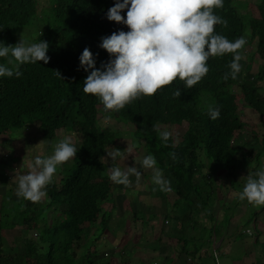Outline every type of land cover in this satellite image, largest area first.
<instances>
[{
	"label": "trees",
	"instance_id": "1",
	"mask_svg": "<svg viewBox=\"0 0 264 264\" xmlns=\"http://www.w3.org/2000/svg\"><path fill=\"white\" fill-rule=\"evenodd\" d=\"M45 1L39 9L38 0H0V41L14 44L21 35L29 41L45 39L49 42L50 56L47 63L22 64L20 77H0V135L8 133L16 138L24 129L36 124L48 141L55 143L72 132L80 143L77 156L58 168L47 186V195L38 202L21 196L13 198L12 189L7 188L9 176L0 167V264H112L115 254L120 258L118 264H128L122 257L131 249H126L124 244L117 247L108 244L101 248L115 212L101 206L107 201L113 202V184L107 171L110 165L102 160L107 143L103 141L104 129L99 125L97 111L103 103L95 95L83 91L88 71L80 66L79 59L83 49L89 47L99 67L109 58L107 51L100 47L101 38L121 28L128 30V26L107 18L106 13L116 0ZM216 11L228 23L217 24L215 30L230 39L246 36L242 51L254 43L250 58L255 52L264 60V0H224L223 8ZM122 14L126 16V10ZM231 59V54L211 57L209 72L194 86L188 88L177 78L154 95L134 99L112 114L116 119L125 117L135 134L146 142L144 155L154 154L164 175L172 180L176 197L162 205L164 212L160 217L155 213L154 217L160 218V222L153 217L145 223L152 226L158 222L161 234L158 239L142 237L146 245L150 240H170V255L165 264H177L181 255L188 260L182 264L205 263L206 251L215 239L223 236L234 210L239 208L237 196L224 201L226 192H236L237 186L218 183L213 173L225 170L229 181L230 178L235 181L233 172L238 168L244 172L246 168L254 170L261 164L264 134L253 133L252 141L242 137L244 142L240 147L232 144L236 132L242 131L244 124L229 97L233 92L229 86L235 85L245 107L258 114L264 126L261 80L250 71L240 79L231 76L224 79ZM0 62L7 64L8 58H0ZM55 70H59L62 77ZM176 88L182 89L180 97L173 95ZM210 104L221 109V115L215 120L208 113ZM162 116L167 117L168 123L171 120L179 125L186 123L185 130L177 134L178 141L172 135L168 144L162 142L156 126ZM257 143L260 149L253 148ZM173 151L176 158L170 155ZM3 163L0 159V166ZM246 172L240 182H246ZM168 193L162 190L157 198L167 199ZM219 200L224 204L217 221L215 205ZM129 205L133 214L134 207ZM120 208L126 212L124 205ZM262 208L264 204H260ZM98 215L99 221L93 231L96 235L90 238L85 230ZM257 215L258 211L252 212L242 222L243 229L254 223ZM202 216L208 218L210 225L200 221ZM134 218L135 214L130 219L125 217L122 233L140 242L139 232L142 235L145 229H133ZM172 222L178 223L176 229L171 227ZM259 232L260 229L254 231V236ZM240 237L247 236L235 235V239ZM136 245L142 246L135 243L132 247L135 249ZM146 256V262L138 264H153L155 256L149 257L150 260ZM227 257L233 261L240 255ZM211 258L216 264L218 259L213 253ZM250 264H264V256Z\"/></svg>",
	"mask_w": 264,
	"mask_h": 264
},
{
	"label": "clouds",
	"instance_id": "2",
	"mask_svg": "<svg viewBox=\"0 0 264 264\" xmlns=\"http://www.w3.org/2000/svg\"><path fill=\"white\" fill-rule=\"evenodd\" d=\"M223 6L224 0H116L107 11V18L128 26V30L121 28L101 38L100 47L107 51L109 58L99 67L90 48L83 49L80 66L88 71L83 91L99 98L107 113L105 119L111 120L113 112L123 109L134 99L154 95L177 78L188 88L194 86L209 72L211 57L231 54L224 79L236 78L242 69L240 61L244 58L242 49L247 38L241 35L230 39L215 30L217 24L228 23L216 11ZM125 10L126 16L122 14ZM48 50L49 42L45 39L29 41L21 35L14 44L0 41V58H8L7 64L0 62V77L22 76L21 65L26 62L47 63L50 60ZM55 71L62 77L59 70ZM181 94V88L173 92L177 97ZM236 111L239 115L237 106ZM208 113L215 120L221 115V109L210 104ZM157 132L163 143L170 142V130L157 128ZM107 154L116 161L124 156V151L113 147ZM170 155L176 158L174 151ZM75 156L77 147L71 135L56 141L51 154L34 157L29 171H16L14 180L18 196L33 202L42 200L58 168ZM142 168L152 170L151 179L160 190H172L171 180L164 175V169L152 153L143 157L139 167L127 164L121 167L114 162L107 171L113 182L130 185L133 175L139 181ZM218 172L213 173L216 181ZM239 196L251 203L264 204V166L249 172ZM165 223L169 224L167 220Z\"/></svg>",
	"mask_w": 264,
	"mask_h": 264
},
{
	"label": "rangeland",
	"instance_id": "3",
	"mask_svg": "<svg viewBox=\"0 0 264 264\" xmlns=\"http://www.w3.org/2000/svg\"><path fill=\"white\" fill-rule=\"evenodd\" d=\"M38 1L40 2L38 7L39 9H41L44 5V2L46 1ZM247 1L254 2L255 0ZM254 49L255 44L251 43L249 49L245 50L244 58L242 59V61H240L242 64V71L240 74H238L237 79H240V76H243L246 71L247 73L250 71V73L252 72L257 77H259L262 84L259 90L261 92H264V60H262L255 52L252 53V57L250 58L249 52L250 50ZM229 87L231 88V91H233L230 92L229 97L231 98V101L234 102V105L237 106L239 118L244 124V129L240 132L237 131L232 140V144L234 147H240L244 142L241 139L242 137H244L245 141H252L251 138L253 133L258 136L264 134V126L260 124L258 114L245 107L239 89L235 85H230ZM97 113L99 125L104 129V132L102 133L103 141L107 143L105 149V157L102 159L105 162V165H111L115 162L118 163L121 167H126V164L139 167L140 161L145 156L144 147L146 145V142L141 140L140 135L135 134L133 126L128 121H126L125 117L116 119L115 116L112 115L111 120H106L105 116L107 115V113L104 110L103 104L98 107ZM262 119L264 122V116L262 117ZM156 126L161 129L170 130L172 132V135L175 136L176 141H178L180 137L177 134L185 130L186 123L179 125L177 122H175V120H171L168 123L167 117L162 116L157 120ZM65 135H71L72 142L75 143L76 147H78L80 140L76 134L68 132ZM54 145V142H51L50 140L48 141L47 139L43 138L42 131L38 129V126H36V124L29 126L27 129H24L23 133H21V135L16 138L12 137L8 133L0 135V159L4 162L0 167L9 176L7 188L12 189L13 198L18 197L16 191L17 181L14 180L16 171L18 169V171L20 172L29 171L31 164L34 161V157L37 155L47 156L51 154L54 149ZM113 147L119 148L124 151V156L122 158H117L116 161H112L111 157H108L107 154V152L113 151ZM253 148L260 149L261 147L260 144L257 143L253 146ZM71 160L72 158L69 161ZM260 162V166H255L256 169L264 166V153L260 157ZM255 168L254 170L252 168L251 170L246 168L244 169V172L248 171L246 173L249 174V172H251L252 170L255 171ZM141 170L143 172V175L139 178V181H137V178L133 175L131 177L133 182L130 185L117 184L111 180V183L113 184L111 192L113 195V202L108 203L107 201L101 207L107 210H110L112 208V210L115 212H113L114 215L112 213V217L109 221L106 232V239L104 238L105 244L103 243L101 248H106V246L108 247V244L109 246L111 245L117 247L122 243L124 244L126 249H131L130 252L128 251V255L123 254L124 257H122V259L127 261L128 264H138L137 260H141L143 257L146 260V254H148L150 250L154 249L153 247H155L160 251V254L156 256V263L153 262V264H163L164 261L162 260H165L170 255V249L167 246V239L161 242V244L157 240H150L148 242V246H146L147 250L142 251L137 245L134 249L132 247L133 245H135L134 239L122 233L124 231L123 225L125 224V217L127 219H130L132 218L133 214H135L134 220L136 221V223L133 226V229H145L147 227L149 228L150 223L147 222V224H145L146 220L153 218L155 213H158V216L160 217V215H162V213L164 212L162 205L165 202H171L172 199L176 197L173 190H171L168 191L169 193L167 194V199L166 197H164L165 199H163L162 197H159L158 199L157 197L162 190H160L159 187L153 183L151 179L153 174L152 170L145 168H142ZM244 172L241 168H238L233 172V174L236 176V178H234L235 181L231 180L232 178H230V182H226L225 179H227L229 176H227L225 170H219V176H216L218 183H226L225 186H237L236 192H226V198L224 201L231 200L233 196H237L240 198L239 193L243 190V187L246 183L244 180L240 182L242 174L245 175ZM235 183H237L238 185H235ZM172 186L173 183L171 180V189H173ZM227 198H229V200ZM224 201L223 203L220 201L219 204L217 202L215 205V208H217L215 213V215L217 214L215 220L217 221L221 216L220 211L222 209V204H224ZM129 203H131L134 207L135 212H133V214L130 213L131 207ZM121 205L125 206L127 213H123L121 211ZM238 207L239 208L237 210H234L232 217L230 218L226 228L224 229L223 236L215 239V241H213L212 247L206 251V254L204 256L205 263L203 264H214L213 259L211 258L212 253L218 259L216 264H250V262L256 261V258L258 259L264 256V245L261 244L264 243V208L260 209V205L251 203L247 199H240ZM254 211H258L255 222L250 224L247 228L243 229L242 222H245V220L249 218ZM99 215L87 226V229L85 230V233L90 238L96 235V232L93 231L95 230L99 221ZM204 217L205 216H202L200 221L204 225H210V221L208 220V218ZM160 220V218L159 220L155 218V221L160 222ZM154 225V230L158 232V222L154 223ZM167 225L169 226V224ZM256 226H258V228H255ZM171 227L176 229L178 227V223L172 222ZM258 229H260V232L255 237L254 231H257ZM237 233H241L243 236L247 237H244V239L243 237L235 239V235ZM148 247L150 250L148 249ZM227 256H235L239 258L235 260L233 259L232 261ZM179 257L176 261V263L178 262L177 264H182L184 262L187 263L188 260L184 255H181ZM118 259L120 258H118L117 254H115V256L111 260V263H120ZM150 259L151 258H149V260Z\"/></svg>",
	"mask_w": 264,
	"mask_h": 264
},
{
	"label": "crops",
	"instance_id": "4",
	"mask_svg": "<svg viewBox=\"0 0 264 264\" xmlns=\"http://www.w3.org/2000/svg\"><path fill=\"white\" fill-rule=\"evenodd\" d=\"M154 226L155 225H150L149 226V229H145V230H143V229H141V230H143V234L141 235V233L139 232V236H138V238L140 239V242H137L136 240H135V237L133 238L134 239V241H135V243L136 244H141L142 246L140 247V250H142V251H146L147 250V247L146 246H148V244L146 245L144 242H142V240H143V238L142 237H144L145 235H147L148 237H150L151 239H158V236L161 234V232H160V229H159V227H158V232L157 231H155L154 230ZM160 242V244H161V242H163V239L161 240V241H159ZM169 244H170V240H167V246L168 247H170L169 246ZM148 249H149V247H148ZM170 249V248H169ZM139 250V249H138ZM150 250V249H149ZM151 250H154V251H157V252H155L154 254H152L151 252H149L148 254V257H152V256H155V258H156V256L157 255H159L160 254V251L158 250V249H156V248H154V249H151ZM147 255V254H146ZM155 258L153 259L154 261V263H156V261H155ZM142 260V261H141ZM141 260H137L138 261V263H140V262H146V261H144L145 259H144V257L141 259ZM167 260H168V257L165 259V260H162V261H164V263L163 264H165L166 262H167ZM118 264V263H117Z\"/></svg>",
	"mask_w": 264,
	"mask_h": 264
}]
</instances>
